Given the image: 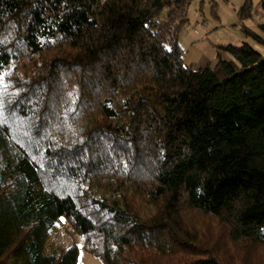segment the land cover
Listing matches in <instances>:
<instances>
[{
	"label": "trees",
	"instance_id": "trees-1",
	"mask_svg": "<svg viewBox=\"0 0 264 264\" xmlns=\"http://www.w3.org/2000/svg\"><path fill=\"white\" fill-rule=\"evenodd\" d=\"M190 2L0 0V264H264V57L185 64Z\"/></svg>",
	"mask_w": 264,
	"mask_h": 264
},
{
	"label": "rangeland",
	"instance_id": "rangeland-1",
	"mask_svg": "<svg viewBox=\"0 0 264 264\" xmlns=\"http://www.w3.org/2000/svg\"><path fill=\"white\" fill-rule=\"evenodd\" d=\"M191 0L187 9L188 22L179 32V44L184 52V63L195 67L213 65L217 53L221 58L232 57L217 50L218 45L240 46L248 43L264 57V42H257L246 36V28L264 41V9L257 6L259 0H253L255 6L250 18L239 20L238 12L241 0ZM83 238L62 218L50 237V243L63 247L76 246L79 249V264H103L101 259L83 251Z\"/></svg>",
	"mask_w": 264,
	"mask_h": 264
}]
</instances>
